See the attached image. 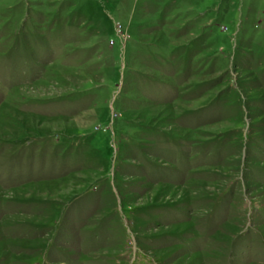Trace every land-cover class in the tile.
<instances>
[{
  "label": "rangeland",
  "instance_id": "rangeland-1",
  "mask_svg": "<svg viewBox=\"0 0 264 264\" xmlns=\"http://www.w3.org/2000/svg\"><path fill=\"white\" fill-rule=\"evenodd\" d=\"M0 264H264V0H0Z\"/></svg>",
  "mask_w": 264,
  "mask_h": 264
}]
</instances>
